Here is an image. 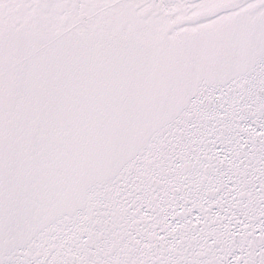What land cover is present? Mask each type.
Masks as SVG:
<instances>
[{"label":"snow or ice","instance_id":"obj_1","mask_svg":"<svg viewBox=\"0 0 264 264\" xmlns=\"http://www.w3.org/2000/svg\"><path fill=\"white\" fill-rule=\"evenodd\" d=\"M0 264H264V0H0Z\"/></svg>","mask_w":264,"mask_h":264}]
</instances>
